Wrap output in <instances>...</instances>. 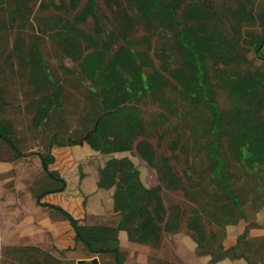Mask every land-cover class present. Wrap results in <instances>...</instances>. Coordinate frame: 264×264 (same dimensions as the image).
<instances>
[{
	"label": "trees",
	"instance_id": "obj_1",
	"mask_svg": "<svg viewBox=\"0 0 264 264\" xmlns=\"http://www.w3.org/2000/svg\"><path fill=\"white\" fill-rule=\"evenodd\" d=\"M40 1L56 9L74 12L72 20L52 15L51 35L56 38L62 57L76 62L79 72L62 69L54 73L36 45L30 49V69L27 76L35 85L38 96L33 103L30 122L17 129L12 121L1 116L6 105L0 89V144L12 162L22 169L21 182L40 206L58 210L75 232V241L91 254L111 256L113 264H125L126 250L120 246L119 231L124 230L130 242L160 246L164 233H178L187 228L198 255H209L210 262L224 259L244 260L247 264L264 263V235L255 229L264 227L255 220L264 209V168L226 167L221 164L195 166L187 163L176 168L171 157L156 156L149 149L138 154L155 168L159 184L147 187L139 170L128 157H110L100 169V186L113 188L114 225L85 224L62 207L41 199L61 192L66 181L51 169L55 156L51 145L65 142L47 137L42 145L39 137L44 127L53 124L60 129L55 115L66 101L65 86L72 82L84 88L86 104L81 118L80 136H70L66 143L79 142L87 133L100 127L105 120L117 131L142 132L144 138L159 135L170 118L178 112V97H182L192 115L214 113L213 136L230 152L246 157H264V69H238L228 73V67L241 66L247 60L240 51V41L229 36L212 14L200 2H191L181 12L179 0H128L149 29L167 31L176 66L169 74L156 65L150 55L148 38L135 37L134 15L120 13L119 26L104 28L96 25L92 32L77 27L89 16H95V1ZM12 13L24 16L26 0L14 1ZM6 0H0V5ZM47 5V6H48ZM237 27L252 21L245 5L232 12ZM186 17V19H184ZM263 33L250 42L254 56L264 59V13L257 19ZM196 20V21H190ZM146 43L144 50L136 49ZM117 48L112 51L114 45ZM22 48L15 54L21 56ZM216 88L227 92L232 107L223 109L216 100ZM142 103H156L158 111L142 109ZM179 190L189 204L166 207L162 187ZM244 221L241 233L228 236L227 226ZM26 264H71L35 246L25 250Z\"/></svg>",
	"mask_w": 264,
	"mask_h": 264
},
{
	"label": "rangeland",
	"instance_id": "obj_2",
	"mask_svg": "<svg viewBox=\"0 0 264 264\" xmlns=\"http://www.w3.org/2000/svg\"><path fill=\"white\" fill-rule=\"evenodd\" d=\"M16 0H6L0 5V89L4 95L6 105L2 109L1 116L12 121L17 129L23 127L25 122H30L34 109L33 101L38 98L34 92L35 85L27 76L30 69L29 52L34 45L44 57V60L54 73H61L62 69H71L79 72L76 62L69 57H62V50L55 37L51 35L53 30L47 21L52 15H60L62 18L72 20L74 12L67 9H56L52 5L44 4L40 7L41 0H26L27 6L24 16L12 13L17 7ZM95 16H89L85 23H75L84 31L92 32L96 25L104 28L119 26L120 13L123 10L134 15L135 37L148 38L151 45L150 55L156 65L169 74V69L176 66L172 57V51L168 40L167 31L164 28L149 29L138 16L133 3L128 0H94ZM59 3V0H55ZM86 0H82L81 8ZM181 12H184L191 2H200L205 10L212 14L211 21L220 27L231 37L240 41V51H245L247 60L241 66L228 67L231 73L239 68L242 69H264V59L254 56L251 40L263 33L260 25L259 13H264V0H179ZM245 5L253 17L244 21H252L237 27L232 16L233 10L240 5ZM186 19V17H184ZM196 21V20H190ZM22 48V57L15 54L16 47ZM117 48L113 46L112 51ZM147 44L143 43L136 49L144 50ZM170 75V74H169ZM66 101L63 109L55 117L58 119L59 127L49 124L43 128L39 140L42 145L47 144V137L52 136L56 141H63V145H51L58 149L64 161L58 163L57 169L60 176L65 179L67 188L59 194H49L44 198L46 202H56L60 197H65L73 191L81 188L86 183L93 182L100 175L99 163L101 159L105 162L110 157H128L139 170L140 178L147 187L159 184L158 176L154 167L150 166L139 154L140 149H149L157 157L165 155L171 157L176 168H181L187 163L195 166L208 164H221L226 167L254 168L264 167V158L246 157L242 154L232 153L228 147L217 143L213 136V122L216 118L214 113L202 112L192 115L187 109L182 97H178V112L173 115L167 125L161 129L156 136L144 138L142 132H125L113 129L103 120L100 127L89 132L84 143H66L70 136H80V122L84 114L86 99L84 88L77 83L65 86ZM216 100L221 108L230 109L232 103L227 92L222 88H216ZM145 111H158L160 108L156 103H142ZM0 157H8V152L0 144ZM16 173L7 172L2 177L21 179L22 169L15 168ZM99 177V178H100ZM87 188V187H85ZM161 195L164 205L170 207L173 204L187 206L189 202L179 190H171L162 187ZM113 223V220L108 221ZM191 236L182 225L178 233H164L162 242L158 247L136 245L130 252L126 250L125 264H214L210 262L209 255H198L196 245H191ZM193 243V242H192ZM89 257L90 254L86 253ZM91 258V256L89 257ZM209 258V260H205ZM17 256L13 246L0 248V264H16ZM86 261L83 264H90ZM71 264H76L73 261ZM97 264H113L111 256H99ZM216 264H247L244 260L219 261Z\"/></svg>",
	"mask_w": 264,
	"mask_h": 264
},
{
	"label": "crops",
	"instance_id": "obj_3",
	"mask_svg": "<svg viewBox=\"0 0 264 264\" xmlns=\"http://www.w3.org/2000/svg\"><path fill=\"white\" fill-rule=\"evenodd\" d=\"M51 150L55 161L50 167L58 171L57 164L63 162L64 158L55 147ZM103 160L101 159L99 163V169L104 166ZM15 168L16 166L12 162L0 161V177L7 172H13V170L16 173ZM99 177L100 175L93 182L86 183L73 191L72 194L64 198L60 197L55 200L56 202L47 203L62 207L85 224L114 225L118 219L113 211L114 189L101 187ZM48 195H45L41 201L46 202L44 198ZM110 220H113V223H108ZM255 220L259 224L264 223V209L256 214ZM245 224L244 221H241L236 225L227 226L228 236L232 237L241 233ZM254 232L257 233V236H263L264 227H257ZM118 236L122 248L129 252L135 248L136 243L128 240L124 230H120ZM192 242L191 245L194 247L195 243ZM136 245L145 246V244ZM2 246H13L17 256L16 264H26L25 250L28 246L38 247L63 260L75 261L76 264H83L94 257L99 262V255L89 253L82 245L76 243L75 232L69 222L63 219L61 213L52 207L38 205L20 178L16 180L9 177L0 178V248ZM86 253H89L91 258ZM205 260H209V258H205ZM226 260L231 259H224L222 262Z\"/></svg>",
	"mask_w": 264,
	"mask_h": 264
},
{
	"label": "water",
	"instance_id": "obj_4",
	"mask_svg": "<svg viewBox=\"0 0 264 264\" xmlns=\"http://www.w3.org/2000/svg\"><path fill=\"white\" fill-rule=\"evenodd\" d=\"M89 133H87L85 136H83L80 140H79V143H83L84 139L88 136ZM91 263L90 264H97L98 263V260L96 257L92 258L91 260Z\"/></svg>",
	"mask_w": 264,
	"mask_h": 264
}]
</instances>
